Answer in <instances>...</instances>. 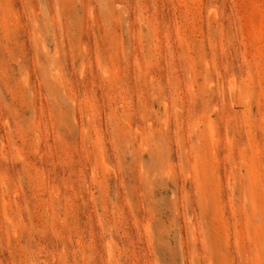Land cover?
Returning a JSON list of instances; mask_svg holds the SVG:
<instances>
[{"label":"rangeland","instance_id":"rangeland-1","mask_svg":"<svg viewBox=\"0 0 264 264\" xmlns=\"http://www.w3.org/2000/svg\"><path fill=\"white\" fill-rule=\"evenodd\" d=\"M0 264H264V0H0Z\"/></svg>","mask_w":264,"mask_h":264}]
</instances>
